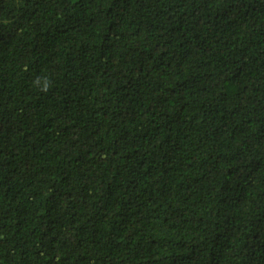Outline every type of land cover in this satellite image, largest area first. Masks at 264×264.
<instances>
[{"label": "trees", "instance_id": "16d2710c", "mask_svg": "<svg viewBox=\"0 0 264 264\" xmlns=\"http://www.w3.org/2000/svg\"><path fill=\"white\" fill-rule=\"evenodd\" d=\"M0 264H264V0H0Z\"/></svg>", "mask_w": 264, "mask_h": 264}]
</instances>
